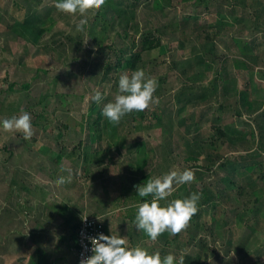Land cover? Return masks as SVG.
Returning a JSON list of instances; mask_svg holds the SVG:
<instances>
[{
	"label": "rangeland",
	"instance_id": "obj_1",
	"mask_svg": "<svg viewBox=\"0 0 264 264\" xmlns=\"http://www.w3.org/2000/svg\"><path fill=\"white\" fill-rule=\"evenodd\" d=\"M150 1H142L136 8L129 38H125L123 29L113 24L112 9L106 4L95 14L80 17L58 12V0H0V121L19 116L23 109L31 116L34 133L25 140L20 133H6L0 128V264H26L23 257L37 247L34 244L42 229L53 234L41 242L51 246L58 242L62 249L74 247L75 236L61 235V224L70 215L65 213L66 206L80 217L104 219L108 235L124 237L127 247L139 246L149 254L158 252L162 258L168 254L177 260L180 255L193 256L198 251L195 244L203 241L206 245L201 250L200 264H264V193L253 196L246 185V191L243 189L240 194L237 186L228 190L220 183L229 175V162L237 160L241 164V156H251L246 162L258 164L261 170L249 177L257 182L255 188L264 190V183L259 180L264 174V136L260 142L258 129L253 130V135L249 127L255 128L253 119L264 111V0L255 8V0H221L222 8L228 11L225 14L229 13L225 29L231 32L225 33L222 43H215V61L207 57V65L194 61L192 47L179 48L181 37L172 33L169 24L175 17L180 21L198 16L201 43H205L209 27L218 18L211 1L160 0L164 7L158 12L151 8ZM26 5L43 21L41 46L10 30L25 10L19 6ZM80 19L99 25L92 33L78 32L75 24ZM153 28H162L158 33L160 46L150 57L144 55V59L149 58L144 72L146 79L157 82L159 94L155 92L154 100L158 103L138 112L143 113L141 122L133 123L131 118L124 121L125 128L118 129L121 137L113 138L110 131L103 132L93 123L97 114L92 111L95 101L91 96L100 91L103 99L96 103L101 107L113 102L122 70L113 67L112 49L97 55V44L119 48L121 44L131 46L133 38L139 44L143 34ZM233 38L253 46L251 50L247 46V54L257 60H247L248 69L235 65L234 61L244 60V55L230 45ZM46 44L53 50L46 49ZM93 49L96 51L91 53ZM110 58L113 65L107 70L100 64ZM184 62L194 65L190 71L198 74L194 80L184 77ZM184 82L193 85L189 94L205 92V97L194 99L189 106L186 98L177 101ZM244 90L247 102L257 113L249 114L247 105H243ZM143 144L149 163L136 176ZM188 154L199 160H186ZM209 154L221 157L212 169H207ZM185 169L194 171V181L174 186L173 193L160 201L161 206L188 198L194 187L200 194L204 189L219 194L214 199L217 208L212 203L204 205L207 214L201 219L200 230L190 221L180 234L165 232L152 241L134 225L137 209L130 187L143 173L156 178ZM70 174V183L56 184L60 176ZM17 175V182L28 181L30 188L24 192L15 188L11 193L10 186ZM249 177L241 173L238 180L241 178L240 183H244ZM258 207V215L253 217L251 210ZM231 208L240 214L234 218L232 228L223 224L225 218L232 216ZM191 237H195L193 241ZM18 257L21 258L17 260Z\"/></svg>",
	"mask_w": 264,
	"mask_h": 264
},
{
	"label": "trees",
	"instance_id": "obj_2",
	"mask_svg": "<svg viewBox=\"0 0 264 264\" xmlns=\"http://www.w3.org/2000/svg\"><path fill=\"white\" fill-rule=\"evenodd\" d=\"M142 1H148V0H106V5L110 6V8L112 9V18H114L113 20V24L117 23L119 25V27H121L124 31V36L125 38H129V32L128 29L131 26V20L136 18V8L139 7L140 3H142ZM201 2L204 0H200ZM211 4L214 5V14L218 15V18L215 22L214 25H211L209 27V31L206 34V41L205 43H201V31L199 28V18L198 16H188L185 17L182 20H177L176 17L173 19V22H170L169 26H171V30L172 33H179V36L181 37L179 41V48L180 49H185L187 46L188 47H192L193 50V54H194V61L196 63H200V64H205L207 65L206 58L209 57L213 62L215 61V57L216 54L213 53V51H215V43L217 41H220L222 43V37H224L225 33L228 35L229 31L227 30L226 32V27H228L229 22L227 19V15L229 14H225L228 11H224V9L221 6V0H210ZM151 8L153 10H155L156 12L160 11L164 6L163 2L160 0H151ZM255 5H253V7L255 8V6L257 5H261L262 2L261 0H255ZM14 5H16V3H14ZM171 6V5H170ZM24 8L25 10H22V15L20 16V19L17 18L16 21L14 22V24L12 26H10V30L12 31H18L22 37L27 38L28 41H30L31 43H33L36 46H41L40 45V41H41V35L43 33V29L41 28V26L43 25V21L41 18H39L37 16V14H35V12L28 8V6H19ZM259 16V14H258ZM257 16V17H258ZM259 18V17H258ZM99 25V23L97 25L95 24H86L85 25V33H92L97 26ZM164 28V27H163ZM21 31H20V30ZM154 29V30H153ZM148 33H144L142 36V40L140 41L139 44H137L138 42L136 41L135 38H133V42L130 45H126V44H121L120 47L118 48L117 45H113L114 47H109V46H105L102 45L100 42H98V50H97V55H102L104 50H109L112 49L113 50V57H115V62H114V69L116 68H121L122 70V74L125 73H129V75L131 74L132 71L137 70V69H142L143 71L145 70V68L147 67V65L149 64V58L148 59H144V55H146V57H150L151 52H153L155 49H158L160 46V38H158V33L162 32V28H153ZM166 29V28H165ZM205 28H202V30H204ZM207 29V28H206ZM83 42V41H82ZM256 42L253 40V43ZM100 43V44H99ZM257 43V42H256ZM231 46H236L237 48L240 49V51H242V55H244V60H240V59H236L235 65H237L236 67H242V68H247L248 69V64L245 62H248L247 60L250 61H254L257 60V58H253L251 57L248 53L247 50V46L248 49H253V46H251L250 44L247 45L246 42H244V44H240V42H238L236 39H232V44H230ZM256 46V45H255ZM46 49H50L53 50V48L51 46H49V44H46ZM258 48V46H256V49ZM249 50V51H250ZM93 53L96 50H91ZM201 54V58H197L195 57L196 55ZM101 66H104L105 68H107V70L111 67L112 64V58H110L109 61L100 64ZM240 65V66H238ZM183 68V75L184 77H186L187 79H192L194 77H198L197 73H191L190 71L194 68V65L190 64V62H184L181 66ZM221 73V72H220ZM219 75V74H216ZM219 80V78H217ZM190 82V81H187ZM184 82L180 92L177 94L176 99L177 101H183L184 98H186V103L187 106L189 105H193L194 104V99L198 98H204L205 97V92L196 95V94H189L191 90H193L194 88L192 87L193 85ZM206 88V87H204ZM158 86L156 88V94H159V90L157 91ZM226 88L223 87L222 90V94L223 96L226 94ZM245 93L246 90L243 91V93L241 94V101L243 103V105H247V111L249 114H255L258 111L253 109L252 105L249 104L247 102V98H245ZM155 94V93H154ZM226 107V109H229V106H224ZM102 108L99 104H97L96 102H94L93 107H92V111L93 113L97 114V118L95 119V121L93 123H95V126L97 128H99L101 131H105L106 133H108V131H110V134L112 135L113 138L115 137H119L120 133L118 132V129H122L125 128L124 126L126 125V122L128 118L132 119L133 123L136 122H141L143 116H141L143 113H138V112H133L131 114L125 115L124 117H122L120 123L118 125H112L110 124L107 119L102 115ZM235 108V107H234ZM236 111V115H238L239 117L242 116L241 112H238V110H234ZM166 114V112H164V110L162 111V115L164 117V115ZM155 118H158L155 116ZM106 121V122H102V121ZM218 122H220V118L217 119ZM253 122L255 124V128H253L250 124V130H251V134H253V130L258 129L259 131V137H260V142L263 140V136H264V111H262V114L257 115V118L253 119ZM194 125H198L195 124ZM219 132V130H218ZM254 135V134H253ZM121 137V136H120ZM222 138L224 137V133H222ZM261 145V144H260ZM217 146V145H216ZM261 149V147L259 148ZM146 147L143 144V148L140 149V154L143 156L142 160L138 162V165L136 166V171L134 172L136 176H138L139 173L143 172L144 168L148 166L149 163V153L146 151ZM199 155H203L202 153H200ZM214 154H209L208 155V165H207V169H212L213 166L217 165V163L219 162L218 160L221 159L220 155H217V158H214ZM251 159V156H241L240 157V162L241 164H239V162H237V160H232L231 162H229V175L227 178H223L220 183L223 184V187H225L228 190L233 189L234 187L237 186L238 190L240 189V194L244 193V190L246 191V185L249 186L250 190L252 189V194L253 196L256 197H261V194L264 193V190H260L255 188L256 185V181L253 179V177H249L250 173H253L254 171L257 170H261V168L259 167L258 164H254L252 162H246V160ZM186 160H194V161H198L199 158L198 156H194V155H190L188 154V156L186 157ZM224 160V157L222 156V161ZM236 163L238 165H236ZM223 165V162H222ZM241 173L244 175H246L249 181H245L244 183H240L241 182V178H239L238 180V176L241 175ZM248 174V175H247ZM238 175V176H237ZM19 177L18 175L15 176L12 180L11 183V188H10V192L12 193L13 191H15V188H17L18 190L20 189V192H24L25 188H30V184L28 183V181L26 183H19L17 182V180L15 178ZM153 176L152 174H147V173H143L141 176H139L138 178L135 179L134 184H132V186L130 187V191H131V198L133 199V201L135 202V204L138 203H142V202H148L151 200V197H147V198H140L138 197L137 194V186L138 185H143L144 183H146V181L148 179H152ZM260 181H262L264 183V174H262L259 178ZM244 181V180H243ZM245 187V188H244ZM244 189V190H243ZM188 192V191H187ZM186 192V194H187ZM176 193L179 194V192L177 191ZM192 193H198L200 194L198 191L195 190V188L193 187L192 190H190L188 192L189 196ZM247 193V192H246ZM175 194L176 197H179L180 195ZM219 196V194H215L213 192H211V190H203V192L200 194V200L198 202V213L193 216V218L191 219V222H195L196 223V228L198 230L201 229V219L205 217V214H207V212H205V210L203 209L205 204H211L212 203V207H214V209L217 208V205H215L214 203V199H216V197ZM258 200V198L256 199ZM227 200L224 201V203H226ZM259 202V201H258ZM49 207V206H47ZM65 208V207H64ZM203 209V210H202ZM260 210V207H258L257 209H253L251 210V213L253 214V217H256L258 215V212ZM227 212V210L225 211ZM235 213V215H234ZM229 214L232 215L231 217L225 218L223 224L225 226L231 225V228L233 227V225L236 223V218L240 215L237 214V210L235 211L234 208H231L229 210ZM225 215H227V213H225ZM235 218V219H234ZM213 219V218H212ZM240 219L242 220L241 216ZM222 224V225H223ZM77 226V225H76ZM78 231V230H77ZM77 233V232H76ZM71 233L72 237L75 236L73 238V245L74 247H76V235L77 234ZM142 234H144L142 232ZM146 235V234H145ZM143 236V235H142ZM195 237H191L192 241ZM193 243V242H192ZM206 245V242H199L196 243L195 246L198 249V251L193 255H187L185 254V264H200L201 260H202V251L204 249Z\"/></svg>",
	"mask_w": 264,
	"mask_h": 264
},
{
	"label": "clouds",
	"instance_id": "obj_3",
	"mask_svg": "<svg viewBox=\"0 0 264 264\" xmlns=\"http://www.w3.org/2000/svg\"><path fill=\"white\" fill-rule=\"evenodd\" d=\"M105 4L106 0H58L55 8L60 13L86 17L89 13L95 14ZM86 24V19H80L75 24L76 31L83 32ZM157 86L154 79L145 78L142 69L134 70L130 75L122 74L119 77L118 93L113 102L103 106L102 115L110 124L118 125L125 115L149 109L153 103H158V100H154ZM102 99L100 91L91 96V100L97 103ZM0 128L6 133H20L25 140L31 139L34 134L31 116L23 109L19 116L0 121ZM71 179V174L68 177L60 176L56 184L70 183ZM194 179V171L191 169L172 170L161 177L148 179L143 185H138L136 189L138 197H151V200L135 205L136 229L142 231L152 241H156L165 232L175 236L186 230L193 216L198 213L200 194L192 193L188 198L174 199L167 206H161L160 201L173 193L174 186L191 183ZM97 219L104 220L98 217ZM83 220L86 222L87 216L83 215ZM89 240L92 255L83 258L80 264H185L184 255H180L177 260L173 254L162 258L158 252L149 254L139 246L129 248L124 237L101 233L96 238L89 237Z\"/></svg>",
	"mask_w": 264,
	"mask_h": 264
},
{
	"label": "crops",
	"instance_id": "obj_4",
	"mask_svg": "<svg viewBox=\"0 0 264 264\" xmlns=\"http://www.w3.org/2000/svg\"><path fill=\"white\" fill-rule=\"evenodd\" d=\"M65 209V213L68 212L70 215L61 224L62 226L64 224V227H61L64 229V231L61 233L63 238H67L68 234H75L77 232L82 218L78 215V213H76V216L74 211L69 207L66 206ZM83 209L84 208H82V210ZM41 225L45 226L46 224L41 223ZM52 234L53 232H46L42 229V231L38 234V242H36L35 244L33 243L34 245H37V247L35 246L32 249L33 252L27 257H23V259L26 261V264H75V247H70L71 245H68L67 247L63 246L62 249L61 244H59L58 242H55L53 246L41 242L42 239H48ZM56 235L57 237H59L58 234ZM19 258L21 257H18L16 259L19 260Z\"/></svg>",
	"mask_w": 264,
	"mask_h": 264
},
{
	"label": "built area",
	"instance_id": "obj_5",
	"mask_svg": "<svg viewBox=\"0 0 264 264\" xmlns=\"http://www.w3.org/2000/svg\"><path fill=\"white\" fill-rule=\"evenodd\" d=\"M85 216H87V220L85 222L82 216L76 235V264H80L83 258L92 255L89 237L96 238L101 233L108 235L104 221L98 220L97 217Z\"/></svg>",
	"mask_w": 264,
	"mask_h": 264
}]
</instances>
